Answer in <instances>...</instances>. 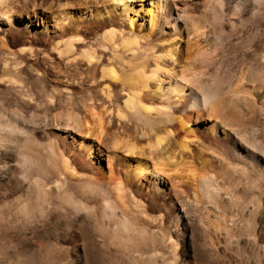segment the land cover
Returning a JSON list of instances; mask_svg holds the SVG:
<instances>
[{"label":"bare ground","instance_id":"1","mask_svg":"<svg viewBox=\"0 0 264 264\" xmlns=\"http://www.w3.org/2000/svg\"><path fill=\"white\" fill-rule=\"evenodd\" d=\"M131 2L78 0L77 6H82L78 17L68 11L69 2L62 3V11L55 17L53 26L55 35L65 37L64 53L75 50V45L83 41L82 34L96 36V28L105 30L114 26L113 17L118 10L120 15L129 17L133 10ZM148 2L152 7L147 11L150 19L145 37H149L153 27L163 33L168 20L171 32L181 36L187 27L184 20L189 16L188 11L179 8L175 0ZM4 5L10 9L8 3ZM205 13L209 29L196 23L192 27V32L205 40L210 34L221 39L228 32L242 31V25L257 29L253 36H247L248 49L244 51L245 58L250 55L253 58L235 84L219 76L216 49H201L196 62L187 67L186 64L176 73L175 68L169 69L163 63L166 58L175 61L178 53L177 47H168L154 53L153 67L146 71L145 65L136 66L128 78H122L123 69L102 68L103 76L112 78L111 83L116 84L119 79L128 82L130 90L124 105L110 85H105L96 99L89 96L76 101L71 91L65 94L59 91L57 95L34 93L29 82L19 76L21 62L5 60L4 76L0 79L13 86L16 98L15 101L9 98L4 102L7 109H0V187L6 198L18 195L23 206V224L50 220L62 225L58 240L60 251L67 256H86L87 243L96 248L97 238L105 246L130 248L142 254L147 246L145 236L155 242L164 231L166 215L158 203L162 196L170 202L175 197L190 205L191 193L201 203L203 198L210 202L214 200L213 194L226 190L250 193L252 201L264 208V148L259 149L264 138L254 123L259 114H264V2L248 16L245 12L239 16L227 11L219 13L216 7ZM134 24L132 18L127 23L130 33ZM141 25L142 22L137 24V32L142 31ZM124 34L105 30L99 43L102 51L118 57L115 41L125 37ZM131 35L134 41L131 55L134 60L143 55L140 61L144 62L147 50L139 45L137 33ZM52 48L61 55L62 49ZM95 53V48L90 47L83 51V57L88 64L96 60L97 67L102 55ZM30 54L35 55L32 50ZM37 79L44 88L49 81L41 76ZM64 82L78 90V83L83 81L77 79L72 83L65 79ZM77 103L95 117L92 122L80 117ZM39 107L61 108L54 117L59 119L67 114L66 122L36 133L34 128L42 125ZM20 123L33 128L27 134V145L26 137L24 142L20 139L23 134ZM170 142L177 143L171 152ZM191 144L210 148L211 153L201 156ZM96 147L99 156L94 154ZM176 152L179 159L173 162ZM184 154L188 155V161L182 160ZM184 171L186 176L182 175ZM180 221L178 217L177 227ZM167 237L176 244L171 235Z\"/></svg>","mask_w":264,"mask_h":264},{"label":"rangeland","instance_id":"2","mask_svg":"<svg viewBox=\"0 0 264 264\" xmlns=\"http://www.w3.org/2000/svg\"><path fill=\"white\" fill-rule=\"evenodd\" d=\"M4 1L6 4L8 3L7 6L10 9L4 5L5 3L3 4ZM175 1L179 8L188 11L187 15H189L184 20L187 21V27L181 36L171 32L172 28L168 20L167 25L170 26H166L163 33L157 32L156 28L153 27V32L149 35L150 38L145 37L150 19V14L147 11L152 7L148 0H132L133 10H131L129 17L120 15V10H118L113 17L114 26L105 29L106 32L122 31L125 33V37L115 41L119 56L113 57L111 53L102 51L100 48L99 43H101V36L105 30H98L97 28L96 36L87 32L82 34L83 41L75 45V50L69 54L64 53L65 37L55 35L54 20L60 16L62 3L67 2L70 3L67 6L68 11L78 17L81 13L79 8L82 7L77 6L78 0H3V2L0 0V78L4 76L5 60L9 58L21 62L22 69L19 76L29 82L34 93L57 95L59 91L61 94L71 91L76 95L75 100L79 101L87 99L89 96L96 99V94L100 96L101 89L105 85H110L113 91L120 96V103L124 105L125 96L130 90L128 82L119 79L116 84L111 83L112 78L103 76L102 68L123 69L122 78H128L135 72V69L133 71L132 68L136 66L145 65L143 69L146 71L153 67L155 52L163 51L164 48L167 49L168 47H177L176 56L178 57H174L176 58L175 61L169 58H166L165 62L163 61L167 68L173 67L176 73H179V70L186 64L187 67L189 63L196 62L197 57H199L198 52L201 49H216L219 54L217 63L220 66L219 76L228 79L232 84L237 83L241 79V73L246 70L249 60L253 58L252 55L245 58L244 51L248 49V45H246L248 44L247 36H253L257 32L256 27L242 25L241 27H244L242 31L237 29L228 32L223 34L221 39H218L215 34H210L206 40L203 37H197L192 32V27L196 23L204 29H209V21L205 13L207 10L211 11L216 7L219 13L227 11L239 16L245 12L244 15L248 16L252 10L259 8L260 3H263L264 0H243L247 3L243 2V5L242 0ZM154 10L157 11V8ZM131 18L135 24L130 33L129 29L127 30V23ZM140 22H142L140 29L142 31L137 32L139 29L137 24ZM134 32L137 33L142 50H147L148 54L144 62L140 61L143 60V55H140L136 60L131 55L132 44L134 43L131 34H136ZM54 46L58 47L59 50L62 49L61 55L58 56L52 50ZM90 47L95 48L96 55H102L97 67L96 60L95 63L88 64L83 57V51ZM23 49L25 51H22ZM31 50L34 52V56L30 54ZM163 73L166 74V72ZM40 76L49 79L45 88L37 79ZM65 79H69L72 83L77 79L83 82L82 84L78 83V90H73L72 87L66 85ZM245 83L250 84L248 80H245ZM13 91L11 84L0 79V109H7L8 105L5 104L9 98L15 101L16 97L13 95ZM158 93L161 94L162 91L160 90ZM13 105L15 104L10 106ZM75 107L79 110L76 111L80 117L88 119L90 122L95 118L85 112L84 109L82 110L79 103ZM61 110V108L57 110L45 107L37 108L42 116V125L40 128H34L35 132L39 133L44 129L55 128L59 123H65L67 114H63L59 119L54 117ZM254 123L261 138H264V114H259ZM19 126L23 132L20 139L24 142L26 137L24 144L27 145L29 143L27 141L28 133L33 128L25 123H20ZM131 131L128 133L132 135L130 136L132 138L133 133ZM92 138L96 141L95 136ZM96 143L99 142L96 141ZM170 143L169 152L175 150L174 146L177 145V143L173 144L175 142ZM41 145L44 147L43 149H46V145ZM261 146H264V143ZM261 146L259 149L263 150L264 147ZM191 148L197 154L200 152L201 156L211 153V149L207 147L201 149L191 144ZM94 154L99 156L97 147ZM174 154L176 155H174L173 162H176L179 155L178 152ZM187 156V154L181 155L184 162L189 160ZM182 175L186 176L187 173L184 171ZM223 191L216 195L213 194L214 200L208 202L207 199L203 198L201 203H197L193 193H191L189 206L180 200L178 201L175 197L170 202L165 198L166 196H162L158 203L162 213L166 215L164 217L165 228L163 232L159 233L160 235L158 234L155 242L150 237L145 236L148 240L143 255L131 251L130 248L115 249L111 245L105 246L101 239L96 237V248L92 243H87L86 256L77 257L75 254L67 256L60 251L58 235L62 225H56L50 220L40 221L35 225L23 224L21 219L23 206L17 197L18 195H11L6 198L3 195V189L1 190L0 187V264H264V208H259L257 201H252L253 198L250 193ZM200 198L202 197L200 196ZM178 217L181 218L179 227L176 226ZM168 235H171L174 240L176 239V244L174 241H169ZM177 244L178 248L173 250V246ZM154 248H157L158 251Z\"/></svg>","mask_w":264,"mask_h":264}]
</instances>
